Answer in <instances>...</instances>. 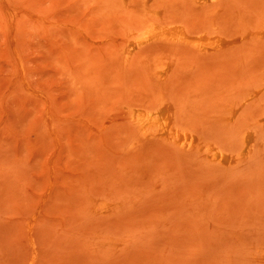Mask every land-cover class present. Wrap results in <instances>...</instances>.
Here are the masks:
<instances>
[{
    "label": "rangeland",
    "instance_id": "1",
    "mask_svg": "<svg viewBox=\"0 0 264 264\" xmlns=\"http://www.w3.org/2000/svg\"><path fill=\"white\" fill-rule=\"evenodd\" d=\"M193 1L0 0V264H244L264 240V104L236 123L224 112L264 75V2ZM156 11L215 22L227 47L128 57L126 33L140 38ZM165 59L167 80L154 73ZM165 99L179 125L231 155L255 127L252 157L227 169L144 137L128 110Z\"/></svg>",
    "mask_w": 264,
    "mask_h": 264
},
{
    "label": "bare ground",
    "instance_id": "2",
    "mask_svg": "<svg viewBox=\"0 0 264 264\" xmlns=\"http://www.w3.org/2000/svg\"><path fill=\"white\" fill-rule=\"evenodd\" d=\"M194 1H195V4L197 6H200L202 8V6H206V5L208 6L209 3H211V5L212 4L214 5L213 2L220 1V0H194ZM261 1L264 2L263 0H261ZM189 3H190V1H189ZM219 3H221V2H219ZM258 3H259V0H258ZM211 5H209V7H211ZM138 6H140V5H138ZM263 6L264 5L262 3L261 7H263ZM147 7H149V6H147ZM147 10H150V9H146V11ZM209 10H211V8H209ZM263 12H264V9H263ZM263 12H262V14H263ZM181 14H182V12H181ZM181 14H180V16L182 18ZM213 14L215 15V17L217 16L214 12H213ZM213 14H210V15H213ZM262 16H261V18H262ZM146 17L148 18V16H146ZM164 17H165L164 11L163 12L156 11V17L148 19V21L145 23L146 28H145L143 35L141 34V36H139L140 38H138L137 40H135V39L131 40L132 37H130V36L133 34L132 31H134V30H132V31L128 30V31H130V33L127 32L126 35H128V36H126L127 38L125 37L126 42H127L126 47H125V49H126L125 55H128V57H129L130 55H133V53H135L138 49H141V47L143 49L144 46L146 47V46H153V45H158V44L176 45V46H180V47L182 46V47L191 48L195 52L199 53L201 56L202 55L203 56H208V55H215L216 56L217 54H220L224 48L227 47V44H226L227 39H225V36L222 37V34H221L222 32L219 28V25L215 24V22H214V24H212V26H210L211 25L210 24L209 28L208 27L205 28L204 26L201 27L198 25H195L194 27H189L188 25H186L185 23H183L182 21H180L178 19L168 20V19H165ZM185 17L186 16L184 15V18ZM213 19H214V16H213V18H211V21ZM214 21H215V19H214ZM263 23L264 22H262V24ZM262 24L261 25L259 24V26L256 25V27H255V29L256 28L259 29L262 26L261 27L262 29H260L259 31L256 30V31H258L257 32L258 37H264V28H263L264 24L263 25ZM246 37H247V34L241 33V35H240L241 40H244ZM259 41L261 43L263 42L261 39ZM259 41H257V42H259ZM242 43H240V44H242ZM232 48H234V46ZM232 48H228V49H232ZM194 51H193V53H194ZM228 52H229V50H228ZM162 54H164L163 56H165V54H167V53L162 52ZM168 57L166 55V58H168ZM161 58H162V56H161ZM166 60L167 59H165V62H160L157 65L156 69L154 70L155 71L154 73L160 79L166 78V80H167L168 79L167 77H169V75H170L169 73H171V71H172V66L170 65V63L172 64V61H170V63H169ZM260 72L262 74V71H260ZM260 76L261 75H259V77ZM162 83H163V81H162ZM241 89H243V88H241ZM165 101L160 102V104L157 107L156 106L152 107V108L134 107L130 111L128 110L129 116L131 117L130 119H132L134 124L137 125V129L139 128V130L144 135V137H146V138L158 137V138H161L160 141H162V139H163L164 141L172 142L173 144H175L177 146V149L181 148V151L182 150L184 151V149H185L186 152H189V150H191L196 155L198 153H200L201 155L205 156L206 158H208V159H210L216 163H221L223 165H226L227 169H228L227 166H229V167L233 166V164L235 163V161L238 158L248 157L253 152V149L256 150L255 149L256 147L254 148L255 143L257 142V145L259 143L256 138H258V140L260 138H259V136L256 137L257 134L255 131H258V130L251 129V127H252L251 125H249V127L251 126L250 129H249V127L245 128V129L242 127L243 132H242V135L240 137V142L238 143V150L236 151V155H231L232 154L231 152H230L231 154H228L227 151L224 150L221 147V145L217 144L216 142L213 143V141L206 140L205 138L203 140H205L206 142H208V141L209 142L208 143L203 142L200 131H199L200 134L198 135V133H196L197 131L195 132L192 129H189V128H186L185 126L183 127V126L179 125V120L176 117V115L172 109V105L169 104L170 101L169 100L167 101V99H165ZM230 101H229L230 104L228 106L226 103L227 107H225L224 112L226 110L229 113L228 117L231 120V122H233V123L234 122L236 123L237 121H239L238 119L240 118L243 110L245 108H247L248 106L250 108L251 104H253V105L264 104V75L261 77L260 82L255 83V84H253L251 82V85H248V87L246 89H243V90L238 89V92H236L233 95L232 100H230ZM227 102H228V100H227ZM222 106L224 108V105H222ZM263 108H262V110H263ZM251 110H253V107L251 108ZM246 111H247V109H246ZM222 112H223V110H222ZM253 113L250 114V117L246 113V116L251 118V115L253 116ZM248 114H249V112H248ZM254 114H256V113H254ZM223 115H225V114L223 113L222 116ZM243 115H245V114H243ZM243 119H245V118L243 117ZM245 122H244V124H245ZM240 123H242V122H240ZM227 124H229V123H227ZM258 124L256 126L257 129H259L258 126H260V128H261V124L260 125H258ZM230 125L232 126L233 124H230ZM252 128H255V127H252ZM262 130H260L261 133H262ZM261 133H258V134H261ZM202 135L204 136V134H202ZM154 139L155 138H153V140ZM207 139H210V137H207ZM213 140H214V138H213ZM163 144H166V143L163 142ZM147 145H148V143H147ZM170 146H171V144H170ZM223 146H224V144H223ZM230 146H231V144H230ZM171 147L176 148L173 145ZM194 151H197L198 153L194 152ZM250 159H248V160H250ZM241 162H242V160H241ZM244 162H246V161H244ZM207 163H209V161ZM238 163H240V162H238ZM218 167H222V166L218 165ZM100 201H103V199ZM104 202H108V201L104 200ZM108 203L101 204L102 205L101 209L102 210H108L110 208V204H112L114 202H111L110 204H108ZM97 210H98V208H97ZM244 264H264V240L261 242L260 245H257L255 247V249L245 258Z\"/></svg>",
    "mask_w": 264,
    "mask_h": 264
}]
</instances>
